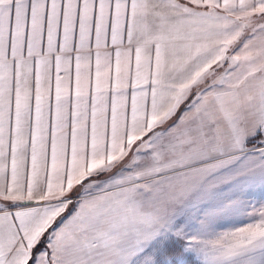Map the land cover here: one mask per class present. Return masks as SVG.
Listing matches in <instances>:
<instances>
[{
    "label": "snow or ice",
    "instance_id": "6c2138e0",
    "mask_svg": "<svg viewBox=\"0 0 264 264\" xmlns=\"http://www.w3.org/2000/svg\"><path fill=\"white\" fill-rule=\"evenodd\" d=\"M0 264H264V0H0Z\"/></svg>",
    "mask_w": 264,
    "mask_h": 264
}]
</instances>
